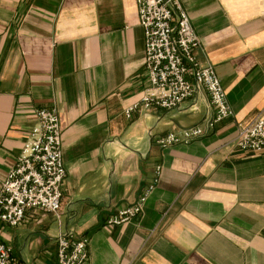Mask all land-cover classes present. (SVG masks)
<instances>
[{
    "label": "crops",
    "instance_id": "crops-1",
    "mask_svg": "<svg viewBox=\"0 0 264 264\" xmlns=\"http://www.w3.org/2000/svg\"><path fill=\"white\" fill-rule=\"evenodd\" d=\"M234 116L189 144L173 132L205 127L209 95L173 110L124 111L148 88L134 0H0V185L15 167L33 114L57 108L66 178L59 216L0 223L13 264H56L62 237L87 239L86 264H264V149L243 151L241 125L264 111L262 0H180ZM159 182L138 220L110 227Z\"/></svg>",
    "mask_w": 264,
    "mask_h": 264
},
{
    "label": "built area",
    "instance_id": "built-area-1",
    "mask_svg": "<svg viewBox=\"0 0 264 264\" xmlns=\"http://www.w3.org/2000/svg\"><path fill=\"white\" fill-rule=\"evenodd\" d=\"M145 38V72L148 88L140 101L124 114L133 119L138 112L152 109L173 110L194 96L195 86L209 95L214 117L205 127L173 132L157 140L168 148L189 144L205 136L215 126L234 116L226 92L214 68L203 66L196 57L201 41L196 36L190 17L180 0H134ZM264 15V0H262ZM35 125L26 138L15 167L0 185V223L9 227L24 224L32 212L42 211L59 216L62 210L66 169L63 162V132L57 108L36 110ZM236 144L243 151L264 149V111L247 125H241ZM157 168L154 182L132 206L108 222L110 227L138 220L150 194L159 182ZM88 240L62 237L58 241L56 264H86ZM0 264H13L12 251L0 241Z\"/></svg>",
    "mask_w": 264,
    "mask_h": 264
}]
</instances>
